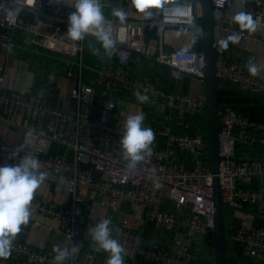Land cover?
Wrapping results in <instances>:
<instances>
[{"label":"built area","instance_id":"built-area-1","mask_svg":"<svg viewBox=\"0 0 264 264\" xmlns=\"http://www.w3.org/2000/svg\"><path fill=\"white\" fill-rule=\"evenodd\" d=\"M131 4V0H123ZM215 29L226 34L239 33L242 39L264 45V34L240 32L228 13L237 3L244 11L264 21V0H225L223 7L211 0ZM115 0H100L105 8ZM4 13L0 19V48L9 50L16 34L31 32L44 47L68 57L63 85L75 100L74 108L55 105L36 90L7 85L6 66L0 64V123L23 132L21 147L0 138V164H17L31 154L42 171L56 179L57 191L73 194L72 203L60 204L34 196L30 221L35 226L64 235L79 244V252L65 264L79 263L83 234L104 218L88 217L81 209L78 189L88 188L100 207L109 211L113 238L126 250L124 257L149 264H215V202L213 172L210 165V138L205 117L207 99L165 89L149 74H136L129 68L131 56L145 49L147 25H177L194 28L199 17L193 0L165 2L161 19L128 20L115 17L110 22L116 41L113 55L85 77V56L94 34L83 41L64 37L74 0L57 4L54 0H0ZM134 8V7H133ZM34 16L44 26L25 27L21 15ZM264 29V26H262ZM216 51L215 69L220 88H231L247 95H264V77L252 76L238 55ZM203 50L188 46L173 51L159 49L153 59L171 71L173 79L183 75L204 81ZM149 97L155 121L145 124L155 134L152 155L128 169L122 159L120 139L129 115L138 111L120 109V102L137 101L134 93ZM264 105V99L260 100ZM112 103V108L107 104ZM219 179L225 209L231 219L226 224L227 258L247 264H264V116L252 118L231 102L219 100ZM31 132V135H29ZM57 145L65 153L53 151ZM259 150V153L257 152ZM69 187L71 190H69ZM52 219L55 225L43 221ZM119 229V231H117ZM55 253L16 237L11 256L0 264H55ZM90 256V255H88Z\"/></svg>","mask_w":264,"mask_h":264},{"label":"crops","instance_id":"crops-1","mask_svg":"<svg viewBox=\"0 0 264 264\" xmlns=\"http://www.w3.org/2000/svg\"><path fill=\"white\" fill-rule=\"evenodd\" d=\"M177 1L180 0H161L160 6L152 9V15L147 16L139 13L131 6V4H127L123 0H115L114 6L108 7L111 9V12L109 11V18L115 17L112 15L113 9H120L127 14L126 21L146 19L148 21L156 22L161 19V7L163 4L165 2ZM195 6L197 13L201 16L200 3L195 4ZM240 10H244V8L241 4L237 3L232 8H229L228 13L230 15H234ZM3 13L4 5L0 3V19ZM154 17H158V19L153 20ZM115 18L119 20L117 17ZM21 22L25 27H29L30 25H38L39 27L44 26V22H39L37 18L27 13H23L21 15ZM148 26L156 27L158 29V38L156 40H150V42H148ZM198 29L202 30V34H197ZM255 33L264 34V29L261 27ZM228 35L229 34L215 29V43L220 39L227 38ZM36 38L37 37H35L31 32L22 29L15 36L11 52L0 48V64L6 66L9 77L7 79V85L36 90L37 92L45 94L49 97L55 105L71 107L73 100L69 97L67 88L63 90L61 89L64 84H71L65 77V73L68 68V57L54 49L44 47L42 44L38 43ZM91 43L93 44V47H96L95 41H90L86 51L87 56L93 55L91 52L88 54ZM145 43L146 46L143 51L136 52L131 56L129 68L133 73L139 75L149 74L161 87L175 91L176 93L207 97V84L205 81H201L190 75H183L179 79H173L171 71L167 66L153 60L158 55L160 48L167 52L180 49L185 46L197 51L204 50V34L201 17H199L198 25L194 28L168 25L160 32L157 25H147L145 30ZM226 53L229 56L238 55L247 60L255 58V62L258 65H264V45H259L251 40L241 39L239 44L230 43ZM109 60V56H106L105 54L102 55L101 53L99 65ZM87 65L89 69H87V75L85 74V77L93 78L95 76V69L99 65L95 69L92 65ZM258 75L264 77V70H262ZM53 76L54 79H50V77ZM234 91L250 97V99L260 102L261 104L262 102L260 100L264 99V95L252 96L237 90ZM229 102L234 105L232 101ZM245 103L246 105H251L250 101H246ZM119 107L120 109L126 111L137 110L138 113L143 112L145 114V124L155 121L153 110L148 104L144 103L141 107L136 106L133 108L131 101L129 102L128 100H123L120 102ZM22 137L23 132L19 129L5 123H0L1 139H8L15 145L23 147L24 143ZM52 149L55 152L59 151L61 153H65V149L57 145H54ZM257 152L259 153V150H257ZM55 181V177L49 174L48 178L36 191V196L49 201L56 200L60 204L64 205L72 203L74 197L73 194L65 191H57L55 188ZM77 196L82 199L80 206L82 211L88 217H100L104 219L109 217V211L99 206L97 197H95L88 188L78 189ZM43 221L55 225V221L52 219L43 218ZM87 230L84 231L82 237L83 247L77 256L78 262L84 264H106L108 253L96 251V245L93 243L91 236H86ZM17 237L47 251H52L54 245H57L62 249H70L72 247V240H68L64 235L58 234L55 231L35 226L32 221H30L27 226H22V231L17 235ZM124 264L149 263L144 261H132L131 259L124 257ZM228 264H247V262L244 261L242 257H240V259L229 257Z\"/></svg>","mask_w":264,"mask_h":264},{"label":"clouds","instance_id":"clouds-1","mask_svg":"<svg viewBox=\"0 0 264 264\" xmlns=\"http://www.w3.org/2000/svg\"><path fill=\"white\" fill-rule=\"evenodd\" d=\"M36 2L37 0H28L30 5ZM54 2L61 4L67 3V0H54ZM131 2L139 13L151 16L152 9L158 8L161 0H131ZM217 2L223 7L225 0H217ZM72 7L74 10L68 15L64 37L71 41H83L88 35L94 34L104 54L111 57L116 41L112 38L111 25L105 18L100 0H74ZM112 15L121 23L127 18V14L120 9H113ZM231 21L238 25L241 33L246 31L252 34L264 26V21L259 16L254 17L251 12L244 10L237 11L231 17ZM197 34H202V30L198 29ZM241 39V34L233 33L225 39L218 40L214 47L223 53L228 50L230 43L239 44ZM89 50L94 55H101L99 48L90 45ZM246 68L250 75L255 77L264 70V65H258L255 58H250L246 62ZM50 79H54V76ZM134 95L142 104L149 102V97L141 94L140 91H136ZM107 107L112 108V103L107 104ZM144 121L145 114L139 112L129 115L123 126L119 143L122 159L130 170L135 169L139 162L145 161L152 155L151 145L155 140V134L150 127L144 126ZM20 150L22 146L14 155H18ZM41 169V161L31 154L23 156L17 164H0V259L7 260L11 256L13 241L21 233L22 226H27L30 222L35 193L48 178V174ZM112 224L111 219H103L95 226L88 227L86 236H91L96 251L108 253L106 264H124L126 250L117 239L113 238ZM52 251L55 253V264H65L79 252V244L73 243L70 249H62L54 245Z\"/></svg>","mask_w":264,"mask_h":264},{"label":"water","instance_id":"water-1","mask_svg":"<svg viewBox=\"0 0 264 264\" xmlns=\"http://www.w3.org/2000/svg\"><path fill=\"white\" fill-rule=\"evenodd\" d=\"M201 22L204 34V60L206 75L204 81L207 84V112H208V131L210 138V165L213 172V198L215 202V227H214V246L215 264H228L227 258V235L225 206L220 189L219 179V121L218 108L220 89L215 69V26L214 12L211 0H201ZM93 45L92 43L90 44ZM90 50H88V54ZM75 100L72 101L71 108H74Z\"/></svg>","mask_w":264,"mask_h":264},{"label":"trees","instance_id":"trees-1","mask_svg":"<svg viewBox=\"0 0 264 264\" xmlns=\"http://www.w3.org/2000/svg\"><path fill=\"white\" fill-rule=\"evenodd\" d=\"M218 96L219 100L224 98L227 101H232L236 108L249 114L252 118L261 119L264 116L263 104L256 102L243 94L237 93L231 88L221 87L218 91ZM246 101H250L251 105H246Z\"/></svg>","mask_w":264,"mask_h":264},{"label":"rangeland","instance_id":"rangeland-1","mask_svg":"<svg viewBox=\"0 0 264 264\" xmlns=\"http://www.w3.org/2000/svg\"><path fill=\"white\" fill-rule=\"evenodd\" d=\"M195 4L197 3H200V6H201V0H193ZM109 11L111 12V9L106 7L105 8V18H109L110 17V14H109ZM158 17H154L153 20H157ZM158 38V29L156 27H149L148 26V35H147V39L149 40L148 42H150V40H156ZM95 44H96V48H99L100 49V52L102 53V55L104 54V50L101 46V44L98 42V41H95ZM107 56V55H106ZM84 64H85V74L87 75V69H89L88 65L87 64H90L94 67V69L100 64V55H91V56H85V61H84ZM93 69V71H94ZM93 71H92V74H93ZM205 124L208 125V117H205ZM231 219V215L229 213V210L228 208L225 209V220H226V224H228V221H230Z\"/></svg>","mask_w":264,"mask_h":264}]
</instances>
